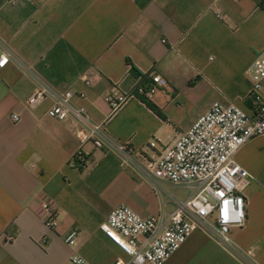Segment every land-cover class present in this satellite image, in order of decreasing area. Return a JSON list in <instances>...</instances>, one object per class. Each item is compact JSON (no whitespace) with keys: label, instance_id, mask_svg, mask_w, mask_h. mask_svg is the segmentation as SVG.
<instances>
[{"label":"crops","instance_id":"0c3cea01","mask_svg":"<svg viewBox=\"0 0 264 264\" xmlns=\"http://www.w3.org/2000/svg\"><path fill=\"white\" fill-rule=\"evenodd\" d=\"M4 49L0 264H73L72 256L127 262L100 231L111 211L128 206L166 221L198 185L151 184L115 151L81 147L71 121L49 117L52 99L31 107L29 97L39 80L72 90L73 104L112 138L137 151L156 140L162 150L216 101L250 112L247 69L264 51V0H0V56ZM132 68L167 82L149 100L155 110L133 94L142 79ZM109 94L127 99L114 110ZM81 149L90 164L79 170L72 162ZM235 158L253 180L244 192L246 224L230 236L254 264H264V135ZM42 201L57 209L53 229L43 221ZM73 229L79 235L71 246L65 238ZM164 264L246 263L195 231Z\"/></svg>","mask_w":264,"mask_h":264},{"label":"built area","instance_id":"2783aa9c","mask_svg":"<svg viewBox=\"0 0 264 264\" xmlns=\"http://www.w3.org/2000/svg\"><path fill=\"white\" fill-rule=\"evenodd\" d=\"M9 59L10 53L4 49L0 68L5 67ZM247 75L252 84L250 112L236 103L216 101L167 147L157 150L158 142L152 140L145 151H137L129 142L112 138L102 125L94 124L85 109L73 104L72 90L61 91L38 81V89L28 99L29 106L52 99L54 105L48 111L49 117L71 121L81 147L92 143L97 149L115 151L126 166L155 186L160 182L198 185L195 195L176 203L166 221L157 216H141L128 206L113 209L100 225V231L129 259L127 262L117 259L115 264H164L195 231L209 235L244 263L254 264L234 244L230 231L246 224L244 192L253 180L250 172L236 162L235 156L249 140L264 135V51L247 69ZM166 84L160 75L152 74L149 85L141 82L133 94L151 100ZM126 99V96L112 94L106 97L114 110ZM11 119L18 122L20 116L13 114ZM75 158L82 169L90 164L88 154L82 149ZM41 208L46 227L53 229L57 224V209L49 201H42ZM78 235L79 231L73 229L65 242L74 246ZM70 260L73 264H89L78 256Z\"/></svg>","mask_w":264,"mask_h":264},{"label":"trees","instance_id":"16d2710c","mask_svg":"<svg viewBox=\"0 0 264 264\" xmlns=\"http://www.w3.org/2000/svg\"><path fill=\"white\" fill-rule=\"evenodd\" d=\"M132 72L135 76H138L142 79V84L144 85H149V81H147L149 79V76H143L141 75L135 68H132ZM139 99H141V101H143L145 104H147L149 107H151L152 109L155 110L154 105L145 97L143 96H137ZM73 166L76 167L79 170H82V168L80 167V162L77 158H75L72 162Z\"/></svg>","mask_w":264,"mask_h":264}]
</instances>
